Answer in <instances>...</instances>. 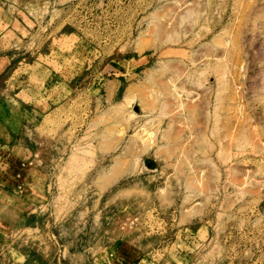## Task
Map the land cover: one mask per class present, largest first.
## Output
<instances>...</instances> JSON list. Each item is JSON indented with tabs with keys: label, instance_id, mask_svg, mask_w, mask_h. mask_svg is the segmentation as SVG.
I'll return each instance as SVG.
<instances>
[{
	"label": "rangeland",
	"instance_id": "obj_1",
	"mask_svg": "<svg viewBox=\"0 0 264 264\" xmlns=\"http://www.w3.org/2000/svg\"><path fill=\"white\" fill-rule=\"evenodd\" d=\"M0 264H264V0H0Z\"/></svg>",
	"mask_w": 264,
	"mask_h": 264
}]
</instances>
